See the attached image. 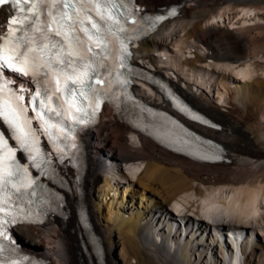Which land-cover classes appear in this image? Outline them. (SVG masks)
I'll return each mask as SVG.
<instances>
[{
  "label": "bare ground",
  "instance_id": "6f19581e",
  "mask_svg": "<svg viewBox=\"0 0 264 264\" xmlns=\"http://www.w3.org/2000/svg\"><path fill=\"white\" fill-rule=\"evenodd\" d=\"M138 2L147 10L176 5L177 16L164 21L154 33L160 35L170 30L164 38L169 40L181 24V30H184L188 39H195L208 46V53H199L192 48L186 49V45L181 44L184 37L181 41L173 38L171 41L175 49L172 54L154 58L148 52L155 47H165L167 43L158 42L150 38V35L132 42L136 53H145L142 60L145 64L138 58H134L135 62L167 76L188 102L211 119L222 122H218L219 129L194 122H191V126L218 140L224 149L225 160L203 163L174 153L153 137L121 120L115 109L104 105L99 121L85 135L83 201L100 238L106 264H189L193 247L191 238L199 235L200 227L191 229L192 237L181 242L184 246L179 251L181 253L176 252L170 258L162 256L160 259L161 257L152 254L146 247L148 240L158 235L164 238L168 250L170 242L176 243L171 234L175 227L173 220H169L163 235L158 232L159 227H154L147 221L150 216H162L166 205H172L174 212L180 214L187 206L186 202L197 196L200 198L197 202L192 201L190 210L197 219H204L203 222H226L243 227L250 222L262 220L264 151L261 148H264V140L260 136L256 120L258 114L264 112V79L257 78L247 86L239 85L245 91L242 97H247V101L242 103V110L248 114L244 122L238 117L235 118L236 116H230V113L227 114L219 106L211 105L206 91L214 88L219 93L220 84L226 87L223 79L234 76L243 81L252 78L256 72L257 64L254 65L250 60L264 54V22L257 21L259 13L256 12L264 9V0ZM12 14L14 13L10 6H0V33H6L7 22ZM235 23L238 26L232 28ZM178 44H181L180 50L187 53L185 58L180 54ZM199 61L211 62L212 68L205 67L204 71L202 68L197 69L196 63ZM156 63L165 67L157 68ZM168 69H175L186 81L171 76L172 72ZM215 76L222 79L217 81ZM13 80L18 88L25 89L22 94L25 96L24 102L27 103L30 97V77L17 74L13 76ZM142 89L150 93L148 89ZM154 94L155 98L146 100L149 104L161 108L169 107L158 91ZM29 114L31 116L30 112ZM145 127L152 133L156 131L151 124H146ZM127 133L136 135L141 144L130 145ZM121 162L127 165L135 163L128 167L127 176L121 171L123 174L120 177V171H115V167ZM118 178L125 180L124 186L119 185ZM76 205L75 201L70 203V218L64 224L58 220L41 224H17L13 226V234L23 247L40 256L45 264H98L94 255L87 256L90 246L83 241V228ZM103 208L106 209L104 214ZM182 225L185 227L190 224L185 221ZM241 227L234 228L232 239L220 229L213 231L215 234L211 235H218L220 238L224 236V239L230 238L233 241L234 249L230 253L225 254L221 247L223 264H254L255 255L260 254L263 248L247 239L246 235L242 240L237 237ZM202 230L200 234L208 233L206 228ZM36 248L41 252L35 251ZM240 250L243 252L244 262Z\"/></svg>",
  "mask_w": 264,
  "mask_h": 264
},
{
  "label": "snow or ice",
  "instance_id": "6c2138e0",
  "mask_svg": "<svg viewBox=\"0 0 264 264\" xmlns=\"http://www.w3.org/2000/svg\"><path fill=\"white\" fill-rule=\"evenodd\" d=\"M131 2L0 0V6L8 5L14 13L7 22L6 33H0V237L8 238L4 225L16 223L20 213L11 209H19L17 202L36 196V181L27 179L29 166L19 163L15 156L17 147L9 141L27 152L31 166L37 169L50 162L38 147L41 134L53 142L58 153L67 155L56 141L61 134L67 140L69 130L86 122L89 108H98L102 96L107 97L112 73L115 71L119 78L118 69L126 67L123 56L116 57L114 52L117 44L120 52H127L125 40L132 37L124 34L136 30L127 24L139 23V9L129 7ZM162 19L163 16L156 17ZM117 58L118 66L114 63ZM6 69L36 80L38 87L34 94L28 93L31 99L27 103L22 94L24 88L9 87L13 81L4 77ZM104 73L107 76L101 78ZM106 82V88L97 87ZM29 109L33 116L28 115ZM33 120L39 127L32 126ZM27 203L30 205L32 200ZM8 216L12 219H6ZM8 252L0 243V264H20L7 256Z\"/></svg>",
  "mask_w": 264,
  "mask_h": 264
},
{
  "label": "rangeland",
  "instance_id": "374dc122",
  "mask_svg": "<svg viewBox=\"0 0 264 264\" xmlns=\"http://www.w3.org/2000/svg\"><path fill=\"white\" fill-rule=\"evenodd\" d=\"M256 12L259 13V15H258L259 18L257 19V21L264 22V9L257 10ZM231 25H229V26H231ZM223 26H225V25L223 24ZM237 26H238V24L235 23L231 27L235 28ZM177 27L179 29H177V31H175V33L173 35V38H179L180 41H181V40H183L182 37H184V40H183V42H181V44L183 46L186 45L185 46L186 49H188V48L191 49L192 48V50H195V51H197L199 53H208L209 52L208 46L205 45L204 43L198 42L195 39H188L187 35L184 32V30H181L182 29V25L181 24H179ZM168 31H170V30H168ZM168 31H166L167 33L160 34V35L157 34V33H153V34L150 35V38H152V39H154V40H156L158 42H165V43L170 42V43H172L171 40H173V38H170L169 40L164 39L165 36L168 34ZM181 44H178L179 50L181 49V47L179 46ZM166 45H164V46H166ZM172 45H173V43H172ZM179 52L184 58L187 56V53L185 51H183V49L180 50ZM143 54H145V53H143V52L142 53H140V52L136 53L135 58H138L139 60H141L140 62H142V60H144L143 59V57H144ZM148 54L155 58L153 50L148 52ZM250 61H253L254 65L257 64L255 66V71L256 72H254V75L252 76V78L250 77V78H247V79H245L243 81L238 80L234 76L231 79L230 78L229 79L228 78L223 79V83L225 84L226 87H222L221 84H220L218 86L219 93L216 90H214L213 93H212L213 94L212 96H209V95L206 94L207 100L209 101V103L211 105L219 106L220 108L224 109V111L227 114L230 113L229 114L230 116H233V117L236 116L235 118L238 117V119H240V121H242V122H244L243 120H245V118L248 116V114L244 110H242V108H243V104L242 103L247 101V97H245V96L242 97L244 95L245 91H244V88L243 89L240 88L239 85L245 84L247 86V84H251L257 78H259V79L263 78L264 79V54L262 53L260 56L254 57ZM142 63L145 64V61H143ZM210 63L211 62H204V61L201 62V61H199V62L196 63V66H197V69L198 68L199 69L202 68L201 70L204 71L205 67H208V66L210 67ZM233 63H238V62H233ZM162 68H164V67H162ZM168 70H170L172 72V74H170L171 76L174 75V76L179 77L182 80H185V78L183 79V75L182 74L179 75L176 71H173L172 69H168ZM166 78H168V77L166 76ZM214 78L217 81L222 79L220 76H215ZM226 83H227V85H226ZM14 86L18 88V86L16 85L15 82H14ZM215 88H217V86ZM146 89H148V91H150V93L149 92L147 93L142 88H136L137 95L139 97L145 99V100H150V99L155 98L156 95L152 93L150 87L149 86H145V90ZM209 89H210V87H209ZM244 100H246V101H244ZM211 102H213V103H211ZM257 118L258 119L256 120L257 121L256 123L259 124V133H260L261 138L264 140V112L259 113ZM216 122H220V121H216ZM220 123H222V122H220ZM126 137L129 139L128 143H130V145L131 144L132 145H140L141 144V142L137 139V136L133 135L132 133H127ZM261 149L264 151L263 147ZM134 164L135 163H130V164L127 165L126 163L121 162L119 165H117L115 167V171L117 172V170H119L120 173L119 172L118 173H119V175L121 177L122 174H123V173H121V171L128 172V167H130L131 165H134ZM116 168H117V170H116ZM126 176H127V174H126ZM199 198L200 197L197 198V196H196L195 199H193V200H191L192 199L191 198L190 201H188L189 203L186 202L187 206L184 207L181 210L182 212L179 215L172 216V211H175V208L172 205H166L165 206L166 210H165V212H163L161 214L162 216L154 215L152 217L150 216V217L147 218V221L151 222L154 227H159L158 232L161 235H163L164 229L166 228V225L168 224L169 220L170 221L173 220L172 221L173 223H177V222H180V223L182 222L183 223V222L187 221V223L190 224V225H186L183 228V226L179 223L177 227L176 226L174 227V230L172 231L171 234H172V236H174V240H175L176 243L174 242L175 244H173L172 242H170L169 243V245H170L169 250H168V247H167V245L165 244V242L163 240L164 238L160 237V235L152 236V238L155 239V241L153 242V239H149L148 240L149 243H146V247L151 251L152 254H157L159 257H161L160 259H162V256L170 258V256L173 255L176 252H178L180 254L181 252H179V251H182L183 248H184L183 244L181 243L183 241V239L187 240V239L191 238L192 237L191 229L200 227L201 229L198 230L199 235L196 233L197 236L194 237V238L193 237L191 238L193 247H191V251H190V258L191 259H190L189 264L190 263L191 264H223L224 257L222 256V253H221L222 248L220 249V245H219L218 240H216L215 237L211 236V235H213L215 233L213 231H211V229H209L206 226H203V224L199 223L196 218H192V220H191V217L187 215V214H191V213L193 214V212L190 210V208H192L191 207L192 201H194V202L196 201L197 202V199H199ZM105 210L106 209L103 208V214H104ZM262 212H263L262 220L255 221V222H250V223H248V226L244 225L243 227H241V226H237L236 227L234 224H228L226 222H222V223H218V224L215 223V222H210V224H213V225L217 224V226H214L216 228H213L214 231L220 229V231L228 233V231L230 230L231 234L233 233L234 228L241 227V229L247 235L246 236L247 239H249L251 241L253 240L254 241L253 243H256V244H258V245L263 247L261 249L260 254L255 255L253 263L254 264H264V210H262ZM157 216H159V219H157ZM204 223L209 224V222L207 220H205ZM222 224H226V226H228L229 228H221V227L218 226V225H222ZM203 228H206V230L208 232V233H206V235H207L206 237L210 236L208 238V240H206L204 242H203V240H205V234H200L201 231H203L202 230ZM241 229H239L238 232L242 233ZM98 232L100 234L99 229H98ZM186 232L188 233L187 236L183 237V234L186 233ZM180 233H181V235H180ZM240 233H239V236H237V237H239L241 239ZM232 236H233V234H232ZM100 237H101V234H100ZM228 237L231 238V236H228ZM233 238H234V236H233ZM151 242H152L153 245L151 244ZM102 243H103V240H102ZM103 246L106 249V246H105L104 243H103ZM230 249L231 250L234 249L233 241H231V248ZM34 250L38 251V252H41V250L39 248H36ZM168 251H170V252H168ZM179 254H177V257H180ZM240 254H241V257L243 259V252H241V250H240ZM243 262H244V259H243Z\"/></svg>",
  "mask_w": 264,
  "mask_h": 264
}]
</instances>
